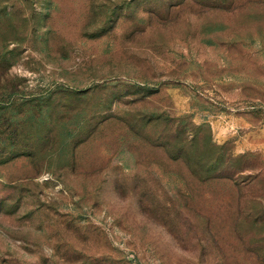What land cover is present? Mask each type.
<instances>
[{
  "label": "rangeland",
  "instance_id": "obj_1",
  "mask_svg": "<svg viewBox=\"0 0 264 264\" xmlns=\"http://www.w3.org/2000/svg\"><path fill=\"white\" fill-rule=\"evenodd\" d=\"M46 97L0 164V264H264V0H0V102ZM192 136L243 213L169 153Z\"/></svg>",
  "mask_w": 264,
  "mask_h": 264
},
{
  "label": "trees",
  "instance_id": "obj_2",
  "mask_svg": "<svg viewBox=\"0 0 264 264\" xmlns=\"http://www.w3.org/2000/svg\"><path fill=\"white\" fill-rule=\"evenodd\" d=\"M49 97L39 98V103H35V99L23 98L20 105H16V101H12L11 97L7 104L0 102V164L20 155L19 151L26 141L25 133L23 134L26 126L32 125L37 128L50 120L52 110L46 109L48 107L46 101ZM63 135H67V132ZM184 140L181 137H173L171 142L174 145L172 144V151L168 150L169 153L173 152L175 156H182L186 162L192 164V171L203 181L220 184L229 194V199L232 200L230 204L235 212L243 213L248 202L243 197L245 183L241 184L234 178L237 173L242 172L241 169L236 168L237 162L224 158L219 154L220 151L217 153L211 146L209 138H203L200 147L198 139L194 136ZM246 223L255 229L262 230L264 226V220L258 216H246L243 224Z\"/></svg>",
  "mask_w": 264,
  "mask_h": 264
}]
</instances>
